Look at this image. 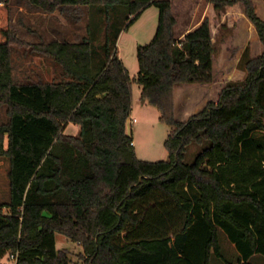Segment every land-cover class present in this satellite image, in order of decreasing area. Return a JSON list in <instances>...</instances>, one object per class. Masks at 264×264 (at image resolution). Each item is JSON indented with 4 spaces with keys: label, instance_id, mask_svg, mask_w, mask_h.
<instances>
[{
    "label": "trees",
    "instance_id": "16d2710c",
    "mask_svg": "<svg viewBox=\"0 0 264 264\" xmlns=\"http://www.w3.org/2000/svg\"><path fill=\"white\" fill-rule=\"evenodd\" d=\"M28 1L44 12L77 5L102 16L123 12L126 27L151 4L159 14L151 40L137 46L131 77L106 43L94 61L89 22L80 42L27 43L11 27L9 0H0V152L8 160L0 264L5 256L14 264H70L57 233L81 246L85 264H211L221 255L220 230L238 263L264 257V22L252 1L208 0L218 9L241 2L263 51L247 60L242 82L225 84L185 120L175 117V86L213 82L207 18L177 37L169 0ZM16 45L50 58L60 80L16 79ZM134 82L169 128L166 159L136 156L126 131ZM68 123L77 133L64 132ZM191 144L198 151L188 163Z\"/></svg>",
    "mask_w": 264,
    "mask_h": 264
},
{
    "label": "rangeland",
    "instance_id": "374dc122",
    "mask_svg": "<svg viewBox=\"0 0 264 264\" xmlns=\"http://www.w3.org/2000/svg\"><path fill=\"white\" fill-rule=\"evenodd\" d=\"M176 19L175 34L180 37L187 29L195 27L204 18L210 26L214 52L212 57L213 82L183 83L175 86V117L185 120L199 111L208 100H216L220 89L230 82H242L246 77V62L263 51L255 24L247 16L241 2L215 8L208 0H169ZM255 13L264 22V0H251ZM11 27L17 37L24 42L45 41L80 42L92 34L94 61L103 54L106 43L110 52H117L129 75L134 77L138 71L136 49L148 43L153 37L159 10L151 4L129 26H125V14L108 10L102 13L90 12L87 6H62L54 12H44L28 0H9ZM102 16V18H101ZM102 19V20H101ZM106 27V31H104ZM119 31V32H118ZM118 32V34H117ZM103 44V45H102ZM13 76L23 79L28 75L40 73L44 79L59 81L58 69L50 58L30 52L28 46H14L12 51ZM131 115L126 122V131L132 136L137 158L157 161L167 158L164 141L168 126L160 121L159 111L140 99V87L134 82ZM135 118L134 121H131ZM6 120L4 107L0 108V122ZM78 126L68 123L65 133L75 134ZM3 147H6V139ZM198 147L191 144L185 153V162L194 161ZM8 160L0 152V203L8 199ZM6 212V210H3ZM58 249H65L71 259L70 264H85L81 257V246L64 235H55ZM220 256H213L211 264H239L235 249L231 246L223 230L219 231ZM2 262L14 264L5 256ZM247 264H264L263 256L251 258Z\"/></svg>",
    "mask_w": 264,
    "mask_h": 264
},
{
    "label": "crops",
    "instance_id": "0c3cea01",
    "mask_svg": "<svg viewBox=\"0 0 264 264\" xmlns=\"http://www.w3.org/2000/svg\"><path fill=\"white\" fill-rule=\"evenodd\" d=\"M188 31V29L180 36V37H182L186 32ZM133 119H135V118H133ZM133 121V120H132ZM230 242V241H229ZM230 244H231V246L235 249V247H234V244L232 243V242H230ZM235 252H236V255H237V251H236V249H235ZM255 256H257V255H255ZM254 256V257H255ZM251 260V259H250ZM239 264H244V261L242 260V261H240L239 262Z\"/></svg>",
    "mask_w": 264,
    "mask_h": 264
},
{
    "label": "built area",
    "instance_id": "2783aa9c",
    "mask_svg": "<svg viewBox=\"0 0 264 264\" xmlns=\"http://www.w3.org/2000/svg\"><path fill=\"white\" fill-rule=\"evenodd\" d=\"M132 120L134 121L135 119H132ZM132 120H131V121H132Z\"/></svg>",
    "mask_w": 264,
    "mask_h": 264
}]
</instances>
